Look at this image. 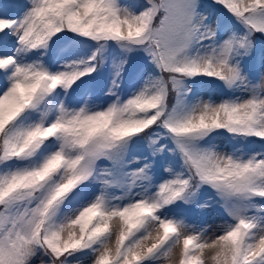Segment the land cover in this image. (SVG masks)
I'll return each instance as SVG.
<instances>
[{"label":"snow or ice","instance_id":"snow-or-ice-1","mask_svg":"<svg viewBox=\"0 0 264 264\" xmlns=\"http://www.w3.org/2000/svg\"><path fill=\"white\" fill-rule=\"evenodd\" d=\"M0 264H264V0H0Z\"/></svg>","mask_w":264,"mask_h":264},{"label":"rangeland","instance_id":"rangeland-1","mask_svg":"<svg viewBox=\"0 0 264 264\" xmlns=\"http://www.w3.org/2000/svg\"><path fill=\"white\" fill-rule=\"evenodd\" d=\"M204 2H205V3H209L210 1L207 0V1H204ZM211 215H212V213H209V214H208V222H209V219H210L209 216H211ZM209 223L213 226V224H212L211 222H209Z\"/></svg>","mask_w":264,"mask_h":264}]
</instances>
